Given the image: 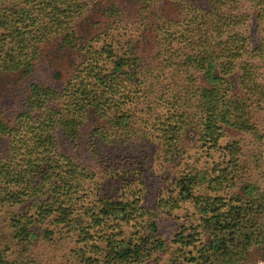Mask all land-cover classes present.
Here are the masks:
<instances>
[{
  "label": "trees",
  "instance_id": "trees-1",
  "mask_svg": "<svg viewBox=\"0 0 264 264\" xmlns=\"http://www.w3.org/2000/svg\"><path fill=\"white\" fill-rule=\"evenodd\" d=\"M92 1L0 0V73L21 69L24 75H28L37 47L55 37H60L65 46L77 47L73 23L89 10ZM187 1L191 17L187 19L182 34L188 32L191 35L184 37L180 33L175 37L174 33H168L171 42L185 38V48L191 50L182 66L193 69L206 63L207 81L214 84L211 88L194 87L196 108L203 113L199 137L208 146L206 155L209 156L210 151L218 147L222 125L228 124L227 113L240 121L246 115L247 107L242 101L227 103L221 97L216 85L223 76L239 69L241 88L250 95L259 93H256L252 66L241 62L247 52L246 39L233 32L243 20L241 15L235 14L237 0ZM259 18L264 20V14L263 19ZM199 34L201 36L196 41L192 39ZM113 50L111 46L98 50L89 46L85 51V65L76 70L62 90L30 85L24 110L18 115L16 124L9 128L0 118V136L9 139L7 154L0 157V204L24 210L21 215L9 219L13 228L20 225L22 238L28 240L33 236V231L26 227L28 224L32 227L49 219L55 223L74 222L73 207L79 206L75 201L79 197L77 194L89 190L79 185L89 173L79 171L70 158L61 154L54 133L62 131L68 139L75 141L89 108L99 114H109L113 128L95 131L98 137L91 143L94 155L100 159V141H124L121 134L108 131L126 124V120H122L126 118L122 113L125 103L131 102L128 109L135 115L138 106L149 100V87L156 86L153 78L144 76L146 72L137 65L136 59L121 56L115 58L110 67L102 63L116 57ZM178 69L172 70L173 73L178 75ZM171 89L174 88L166 86L161 92L168 114L156 128L167 143L168 151L176 148L174 143L179 142L180 133L190 117L189 112L178 104L187 95L180 94L179 85L175 90ZM119 112L122 114L117 115ZM32 113L37 114L31 116ZM128 132L123 130L125 138L131 134ZM223 151L228 160L222 163V167L220 162L213 163L208 170L187 173L178 183L180 199L193 200L198 222L187 228L181 227L174 235L172 242L180 245L178 256L181 258L174 264H244L250 251L264 242V190L259 188L258 182L245 183L240 192L231 193L229 197L225 193H216L223 184L229 188L236 184L239 151L234 144L226 145ZM128 159L132 162L135 158ZM100 165L103 166L102 158ZM128 165L127 162H118L109 166V171L116 180L125 182L130 188L133 180L126 177L124 171ZM142 184L145 183L140 182ZM204 188L215 193L195 195ZM173 199L172 196L168 200L160 198L157 204L164 207L172 202L171 208H176L177 200ZM101 202L81 209L82 218L87 223L77 235V242L83 244L77 254L79 264H140L164 250L165 242L153 221L139 231L135 229L129 236H123L119 229L121 223L128 225L147 214L138 199L102 206ZM32 208L35 211L30 214ZM136 222L132 226H137ZM204 237H207L206 243H203ZM96 239L105 244L102 247L95 244ZM97 254L99 258L95 256ZM0 264H9L1 253Z\"/></svg>",
  "mask_w": 264,
  "mask_h": 264
},
{
  "label": "rangeland",
  "instance_id": "rangeland-1",
  "mask_svg": "<svg viewBox=\"0 0 264 264\" xmlns=\"http://www.w3.org/2000/svg\"><path fill=\"white\" fill-rule=\"evenodd\" d=\"M187 3V0H93L89 10L73 23L77 47L65 46L60 37H55L37 47L28 75H24L21 69L0 73V118L9 128L16 124L18 115L24 110L30 85L62 90L76 70L85 65V51L89 46L97 50L103 46L114 49L116 57L102 62L108 64L107 67L121 56L136 59L137 65L146 72L144 76L147 79L153 78L156 85L149 87L150 98L138 106L135 115L128 109L131 102L125 103L122 113L126 118L122 120H126V124L108 131L110 134H121L124 141L99 142L103 166L100 165L101 158L94 155L91 143L98 137L95 131L113 128L109 114H99V111L89 108L75 141L68 139L62 131L54 133L61 154L70 158L79 167V171L89 173V177L79 184L89 190L85 194H77L79 197L75 201L79 206L73 207L74 222L55 223L49 219L32 227L28 224L27 229L33 231V236L28 240L21 237L20 225L13 228L9 221L13 215L22 214L24 210L0 204V253L5 262L79 264L77 254L83 244L77 242V235L87 223L82 218L81 209L90 208L91 204L97 205L99 200H102V206L138 199L147 214L133 221H137V226H132V222L128 225L121 223L119 229L123 236H129L133 235L135 229L139 231L153 221L160 238L165 242V248L140 264H174L181 259L178 256L180 245L172 242L174 235L181 227L187 228L198 222L193 200L180 199L178 183L187 173L208 170L213 163L220 162L222 167V163L228 160L223 151L226 145L234 144L239 151V165L235 168L236 184L232 188L223 184L216 193H225L229 197L231 193L240 192V188L250 181L258 182L259 188L264 190V20L259 18L264 14L260 11H264V0H237L235 14L241 15L243 20L233 28L234 33L246 39L247 52L241 62L242 65L252 66L256 93H261V97L250 95L241 88L239 69L223 76V80L216 85L221 97L227 103L242 101L247 107L246 115L240 121L226 112L228 124L222 125L218 147L210 151L209 156L206 155L208 146L199 137L203 113L196 108L197 92L194 87L211 88L214 84L207 81L206 63L193 69L182 66L191 50L185 48V38L171 42L168 33H174L175 37L182 34L187 19L191 17ZM183 33L186 35L182 34L184 37L191 35ZM200 36L192 39L196 41ZM255 49L257 51L253 54ZM177 67L178 75L172 71ZM178 85L180 94L187 95L178 104L189 112L190 117L180 133L179 142L174 143L176 148L168 151L160 131H156L158 122L168 114L167 104L162 102L165 97H162L161 92L166 86H172L174 89L171 90H175ZM36 114L32 113L31 116ZM123 130L131 133L127 134L129 137H124ZM8 143L7 136H0V157L7 154ZM128 157L135 159L129 162ZM118 162L129 164L124 171L126 177L133 180V187L129 188L110 173V167ZM138 181L145 184L140 185ZM214 193L204 188L195 195ZM169 196L177 200L176 208H171L172 202L164 207L158 206L160 198L168 200ZM34 211L32 208L30 214ZM206 238L202 239L203 243H206ZM95 241L101 247L105 244L97 239ZM95 256L99 258L98 254ZM244 264H264V242L250 251Z\"/></svg>",
  "mask_w": 264,
  "mask_h": 264
}]
</instances>
